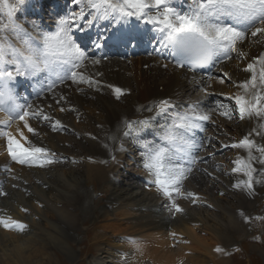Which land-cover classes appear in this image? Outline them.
Returning a JSON list of instances; mask_svg holds the SVG:
<instances>
[{"label":"bare ground","instance_id":"6f19581e","mask_svg":"<svg viewBox=\"0 0 264 264\" xmlns=\"http://www.w3.org/2000/svg\"><path fill=\"white\" fill-rule=\"evenodd\" d=\"M148 1L150 2L152 0ZM160 11H163V9ZM156 14V10L149 11V15L154 16ZM0 24H3L1 14ZM5 32L6 30L3 31L2 35L5 34ZM258 44H262L261 48H264V39H262L260 34H258L256 37H250L249 42L243 50L245 55L243 60L240 61L242 65L246 62L249 63L252 58L258 55L257 53H253L255 51H260L259 49H255ZM153 59L154 60H149L146 62L147 65L151 66L146 69H143L144 66L137 61H133L131 66L132 72L134 73L136 79L134 84H138L139 89L144 88L146 89L145 92L147 91V94L143 95V103L151 99L155 101L158 97H165L166 95L163 93L155 94V92L150 88H152V83L156 82L157 80L161 79L160 81H162L164 80L163 77H172V72L170 71L172 68L169 67V69H163L160 64L156 63L157 58L154 57ZM90 63L93 64L92 62ZM238 63L239 61H235L233 65H230L227 68L232 69V72L235 73L236 76H240V82H238L237 86L235 87L237 89V96H244L246 99L248 97L249 91L248 89L245 91V89L242 87L244 84L243 78L248 79L251 74L255 76L261 75L262 70H264V64H256L258 70H254V67V69H252L253 71H247L246 67L240 68ZM111 77H113V79L115 78L114 76ZM107 78L109 81H111L110 89L112 91L114 90L113 88H119L117 86L118 84L113 83L115 79L113 80L109 77ZM172 78L176 80V76H173ZM120 79H122V77H120ZM180 83H184L185 85L183 87L186 89L184 92H181L178 97L186 96V94H188L186 92L192 90L193 88L196 90V87L201 84H203L204 87H207L208 85H211L212 87L214 86V90H221L220 87L225 88L224 85L221 84V80H219V78L207 80L199 77L196 80H182ZM256 83L257 81H255V84ZM124 85L128 88L131 87L130 81L124 82ZM168 87H171V85ZM139 89L136 88L135 91L139 93ZM85 91L87 92H85L84 95L97 97V100L90 101L89 104L84 102L85 105H83L80 102L81 99L72 97L73 95L77 96V94L73 92L70 96H68V103H66L64 106H68L72 113L66 111L65 108L63 111H51V114L54 117V119L51 121V127H53L56 121H60L61 126H57L55 130L53 129V133H50L47 136L46 141L42 140L39 142L44 146L49 145L50 148L58 153L57 157H59L60 154H68L67 152H70L72 154V158L74 161H76L74 165H69L70 167H65V169H63L62 167L58 168V163L53 166L50 164L46 165L49 167L47 169H35L29 172L26 168V171H23L24 174H22V178H25L24 182L15 181L14 189L9 190L12 184L6 188L0 186V205L4 208H15L17 205V197L23 194L25 196V207H29L28 210H30V206L32 204H35L38 199H41L44 201L47 211L50 213L49 214L47 212L46 217H42V215L35 217V225L29 220L30 217H28V219L26 216H24L29 223H25V227L21 230V233H19V235H15L16 245L17 243L20 245L23 255L25 256L27 250L34 251L36 246L39 244H43L44 247L42 249H48L47 245L52 244L48 241V239L52 238L54 243L61 242V239L57 236L48 238L49 234H53H47L45 231V234H43L40 227L44 224H49V227L51 226L54 228V231L58 233H61V230L64 228L69 229L71 226L76 227L77 223H79L82 219L80 217L81 214H78V211L74 212L72 209H69V205H74L76 210L77 206H80V204L84 202L86 194L84 188L80 186L84 184L86 180H99L102 185L103 182L107 181V178L110 176L109 174L111 172H117L118 174H121L120 165L122 164V167L123 164L126 165V157L124 154L126 155L127 152H129V156L131 157V160H133V163L131 160H129V164L134 165V168L132 169L131 167V169L135 172L136 176L134 173H128L126 176H124V173L122 172V181L124 180L125 184L120 185V183H114L112 181L108 184V196L106 197L107 204L101 212V217L103 215L108 217L110 214H112L113 210L115 211L119 210L118 208H122L119 210L120 218L118 219L120 220V223L130 225L126 227V230L124 231V229L122 230V228L117 226L118 224H115V221H113L112 218H106L105 220L107 221L104 220L106 226L105 228H102L103 231L96 232L95 239H98L101 243L103 242L104 245L102 246V251L107 255V259L110 258V260L106 259V261H103L101 264H117L120 262L119 258L122 256H126L129 260V263L131 262L132 264H148L146 260L149 258L152 260L153 264H200L199 262L201 261V258L198 255L201 254V251L209 253L213 257H217L220 260H225L226 255L224 252V246L222 248L220 245L216 244L217 241L222 243V239H219V236H223L222 229L226 228L227 226L229 227V230L231 227L241 228L243 226V222H241V220L238 219L234 213H238L240 210H245V208L253 207L252 205L247 206L249 201L246 200L245 193L240 191V193H233L232 190H230L233 188V186H230L229 189L226 185H223L225 180H229L230 184H236L235 177L240 173V171H230V169L223 168L219 161H213L211 165H214V167L217 168L216 171L220 169L223 173L231 174L229 179H227L221 176L220 173H216L213 170L208 171V166L206 165V167L203 166L202 168L201 166L205 164V161L203 160V162H201L200 159H197L199 164L192 166V173L197 174L196 169H200L206 174V179L202 180L201 177H198L200 179H196L197 183H192V181L190 182L185 180V183H188V187L192 189L180 190V195L172 192L171 197L165 196L163 185H157L155 183L157 176H153L152 171L144 166L145 163L148 162L146 157L134 152V150H132L134 146H128L129 149H123L126 146L124 145L121 147L122 150L115 149V140L111 138L110 135L108 137V132L109 130L111 132L113 126L117 127L121 120L123 121L124 119L129 118L132 114L130 112L132 109L129 107V105L125 107V104L122 101L117 103L109 97L107 92L106 96L104 93L105 97L99 96L93 86L88 87ZM202 94L205 95H200L199 98H195L194 94L192 95V93H189L188 100H203L206 98L207 93L202 91ZM48 98L51 99V97ZM72 98L75 100V103L69 102ZM80 108L85 111V115L78 113ZM37 110L39 111V109ZM44 110L46 111L42 110V112L44 115H46L47 107H45ZM210 113H212V111L207 112L206 115H209ZM2 116L3 115L0 114L1 119ZM82 116H84V118ZM78 117L82 118L77 122L76 118ZM261 119H264V114H261L257 121V125L253 127V123H256L254 116H251L248 119L245 118L241 126V130L243 131H241L239 138H235V141L236 139L240 141L241 139L245 138L244 134H247L246 136L249 140L250 138L251 140L252 138H255L260 130L259 121H261ZM221 122L224 123L223 118ZM38 126L43 129H50L48 126H44L42 124H38ZM59 127H62L63 129L67 128L68 130L74 132L75 137L67 138L66 136H62L58 130ZM214 128L216 131H211V135H217L218 133L225 134L224 128H222V126L219 125L215 126ZM228 132H230V129ZM228 132H226V135H228ZM41 133L44 134L47 132L42 131ZM211 135L206 134L208 141L203 143L204 147H207L210 141H216L217 137L213 138ZM78 137L87 143V147L81 144ZM262 137H264V133H262ZM38 138L41 140V136H38ZM33 140L31 141L33 142ZM61 141H67L68 144L69 141H74V143L77 145L78 151L72 152L71 150H68V145H62ZM35 143H37V147L46 149V147L40 146L36 140ZM207 143L208 145L205 146ZM228 143L229 139L228 137H225L223 144ZM108 144L111 145L113 150H111ZM211 144L210 146L213 148L212 151L215 152L212 157H215V155L218 154L216 150H219V148L214 146L212 147ZM114 150L116 153H114ZM74 154L78 155L77 158L74 156ZM110 154L116 155L118 158L117 164H114L113 166H109L106 162H104L105 156ZM88 156L92 157L93 159L91 161H87L86 158ZM202 156H204V154H202ZM119 158L121 160H119ZM240 158L241 156H238L237 162H240ZM6 164L0 161V169L4 168V170H8L10 166L14 167L13 163L10 162L9 167L5 168ZM40 166L44 165L41 164ZM231 167H233V169L237 167L241 169V166L236 165L235 162H232ZM4 172L0 171L1 184L3 178L1 173ZM25 172H27V176L25 175ZM37 183L42 187V190H39L38 192L36 191ZM216 188L218 192L224 193L223 197L219 198L216 195L214 190ZM254 188L256 189H254L253 192L256 191L258 194L261 193L262 189H259L258 183L254 186ZM168 190L171 191V188L169 187ZM188 193L196 194L198 199L195 203H193V198L188 196ZM14 196H16L15 201L10 199ZM220 199L222 203L220 202ZM173 201H175V203L180 206L182 211L177 212L175 210ZM109 207H112V210H110ZM130 210H132V212ZM208 210L211 212H208ZM218 210L224 214V218H220V215L217 214ZM29 216H33V214L31 213ZM51 216L53 221L51 220ZM193 226H197L199 229L201 227V230L202 228H207L211 232H214V234H212V236L209 238H206L203 235L197 234L195 231H193ZM44 229L46 230V228ZM128 229H132V231H127ZM24 230H26V233H24ZM170 231H174L171 233L174 234V236L177 235L178 237L185 238L183 241H181L180 245L176 244L175 247L172 246L170 240L171 235L169 236ZM141 232H145V234L148 232H154V234H160V236L157 238V235H154L153 238L152 235H149L148 237V234H146L145 236L147 237H142L141 239ZM29 234H33V236ZM138 234L140 235L137 236ZM122 235H130L131 240H129V242L122 240V244H119V242L116 240L120 239L118 237ZM121 239L125 238L122 237ZM211 240L215 241L213 245ZM8 241L9 240H5V238L0 234V248H2L3 251L0 253V264H12L9 256L14 255L13 253H16L15 249L10 247V244H7ZM116 244H119L120 247L117 248L121 249V254L120 252L117 254L115 250H112L115 249L117 246ZM217 248L222 249V251H217ZM47 251L48 250L44 252V255ZM18 252L20 251L18 250ZM33 263L44 264V262L42 260L40 261L39 259H36Z\"/></svg>","mask_w":264,"mask_h":264},{"label":"snow or ice","instance_id":"6c2138e0","mask_svg":"<svg viewBox=\"0 0 264 264\" xmlns=\"http://www.w3.org/2000/svg\"><path fill=\"white\" fill-rule=\"evenodd\" d=\"M172 0H152V3H147L146 0H72V3L80 8L79 12H71L67 16L57 21L55 31H42L36 37L30 36L26 31L16 24L14 21V11L18 5H23L26 0H17V5H8V18L12 22L13 30L17 35L23 33L22 43L23 49L17 48L7 38L2 35L3 31L7 29V25L0 24V111H9L16 118L24 122L25 127L29 132L34 129L28 124L29 116H41L44 120H49L50 117L44 115L42 110L30 111L32 105H24L15 103V98L11 94V89L8 87L9 82L14 81L17 77H32L42 72L54 73L55 67L64 68V74H56V80L63 83L66 79H71L73 83L86 82L90 86L99 83L93 81L90 77L85 79L82 73H78L76 69L81 67L82 62L87 59L85 51L77 45L72 36L71 30L77 28L84 31L91 27L97 20L113 19L117 24L126 21L132 16L138 19H144L146 23L154 25L157 30L162 33V38L158 41L162 47L171 48L173 51L182 53L183 59L177 61L178 67H184L187 63L193 70L197 67L210 63L218 54H224L228 58L230 52L236 51L234 45L237 40H243L247 34V29L253 25L259 24L261 26L255 27L251 32V36L256 37L257 34L264 35V0H191L189 11L181 14L175 8L171 7ZM7 3V0H5ZM134 10H129V9ZM155 9L157 14L149 15V11ZM163 9V11H160ZM230 18L234 24L244 26V30H240L233 24L224 23V18ZM84 22L81 24V22ZM99 42H94L95 47H101L103 39ZM115 39H126L129 42L133 41L135 37L124 36L119 33L115 35ZM11 59H7L8 55ZM243 53H238V56L243 57ZM261 63H264V54L256 58ZM99 63V61H94ZM167 67V65H165ZM254 65L249 63L246 70H252ZM11 68V70H8ZM227 77V73L223 74ZM79 77V79H78ZM53 80L48 90L51 91L56 84ZM261 82H264V70L260 75ZM256 76L252 77V86L255 87ZM223 82V80H221ZM111 87V86H109ZM242 87L247 91L249 83L245 82ZM117 99L122 95L123 90L120 88L114 89ZM63 99V97H61ZM260 97L256 98V103L245 99L244 96H236L235 103L239 107L241 117L248 112L249 115L255 112V115L260 116L264 114V107H259ZM8 101L12 102V106L8 105ZM59 103V101H57ZM170 101H160L157 108L158 114L168 110ZM19 110V111H16ZM62 111L64 109H61ZM228 115L227 112L223 113ZM210 116L206 114H197L195 109L191 113L178 114L173 123L164 129L163 138L170 143L180 142L185 148L194 147L177 129L191 130L192 128L201 127L196 121H207ZM10 121H0V127L7 128ZM134 124H139L141 127L149 124V119L142 121L129 122V132L139 131L134 128ZM60 125V121H56L53 129ZM7 137V150L9 155L14 160L18 159L17 149L20 152L35 156L38 153L46 152V149L40 147L25 148L15 140L11 133L4 131L2 133ZM22 135V133H21ZM254 142L247 137L241 139L236 144L231 145L234 148H247L251 151ZM229 147V145H223ZM258 151L264 153V148H259ZM168 155V149L158 148L151 151L148 155V162L145 167L150 171L156 173L157 185H163L164 195L171 197L172 192L180 195V187L182 182L187 179V175L191 174L192 167H183L182 165H173L165 169L163 161ZM203 162V158H199ZM20 163H24V159H19ZM51 163V161H47ZM197 158L189 161L191 165H195ZM264 163V160L260 161ZM164 172L166 177L162 181L159 177L161 172ZM206 171V170H204ZM233 171L239 172V167L234 168ZM249 170L245 174L249 177L247 181H240L234 187H241V185L251 189L252 177ZM169 187L171 191H169ZM190 198H193V203L198 197L195 193H188ZM175 210L182 211L180 206L173 201ZM26 211V210H25ZM245 217V220H248ZM0 224L4 227H17L23 229L25 226L18 221L11 223L0 219ZM217 251L222 249L217 248Z\"/></svg>","mask_w":264,"mask_h":264},{"label":"rangeland","instance_id":"374dc122","mask_svg":"<svg viewBox=\"0 0 264 264\" xmlns=\"http://www.w3.org/2000/svg\"><path fill=\"white\" fill-rule=\"evenodd\" d=\"M0 5L4 6L3 0H0ZM232 75L236 76L235 73H232ZM114 77L117 79H120V77H122V76H120V77L114 76ZM219 80H221V79L219 78ZM106 81H109V79L107 78ZM221 84H223L225 87V88L220 87L221 90L226 89V87H227L226 83L223 81V82H221ZM207 87L209 90H214L213 89L214 86L212 87L211 85H208ZM109 90L111 92H113L110 89V87H109ZM200 95H205V94H202V91H200L199 93H197L195 95V98H199ZM70 102L75 103V100L72 98L70 100ZM96 111H98V110H96ZM78 113L85 115V111L81 108H80ZM82 117L84 118V116H82ZM82 117L76 118L77 119L76 121L78 122ZM234 131H235V128H234V126H232L230 128L229 133L230 134H238L237 131H235V132ZM70 133H72V132H70ZM70 133H65L66 137L67 138H69V137L74 138L75 134H73V133L70 134ZM240 134H241V132H239L237 138H239ZM235 138L236 137H234V140H235ZM79 140L83 146L87 147V143L83 139L79 138ZM232 140H233V138H232ZM210 142H212V141H210ZM114 144H115V142H114ZM62 145H64V146L68 145V150H71L72 152L78 151L77 145L74 143V141H69V144L67 141L62 142ZM244 149H246V148H244ZM67 153L68 154H60L59 155V158L66 155L64 157L65 158L64 162H61L60 159H58V158L55 159L57 162L62 163V164L60 163L58 168L62 167L63 169H65V167H70V166L74 165L75 162L74 161L72 162V159H73L71 156L72 154L70 152H67ZM0 154H3L1 150H0ZM67 155H69L71 158L70 157L68 158ZM110 155H112V154H110ZM0 156H2V155H0ZM74 156L77 158L78 155L74 154ZM213 158H214L213 159L214 161L219 160V159H216V157H213ZM237 158H238V156H235L232 159L231 165H227V164L225 165V163H223V162H220V165L222 164L221 166L223 168L230 169V167L232 166V162H235V163L237 162ZM113 159H114V157L111 156L108 163L112 164ZM0 161H2L4 164H6V162H7L5 168L9 167L10 161L8 158H6V157L0 158ZM203 166L206 167L205 164L202 165L201 167L203 168ZM16 167L17 166H15V168ZM3 170H4V168H3ZM211 170L215 171L216 173H220V172L216 171L217 168L214 167V165H212ZM218 170L220 171V169H218ZM4 171L8 172V170H4ZM21 171H22V168H20L16 173H19ZM133 173L135 174V172H133ZM25 175L27 176V172H25ZM220 175L227 178V179H229V177L231 176L230 173H223V172L220 173ZM110 179L108 176L107 181H106L107 183L103 182L102 185L99 182V180H94V181L86 180L84 182L83 185L85 186V184H86V186L84 187L85 192H86L85 193L86 198H85L84 202H82L80 204L78 210H76V212L78 211V214H81L80 217L82 219L80 220L79 223H77L76 227L71 226L72 228H74V232L68 233L67 232L68 229L64 228L63 230H61V233H58V232L54 231V228H52L51 226L49 227V224L48 225L44 224L40 227L43 234H45V233H47V234L52 233L53 234V235L49 234L48 238H51L52 236H57L58 238L61 239V242H55V243L52 241V238L48 239V241L50 243H52V244L47 245L48 249H42L44 247L43 244H39V245H37L38 247L36 246L34 251L27 250L26 254L24 256L22 250L20 249V245L18 243L16 245V241H15V235L16 234L19 235V233H21V229H19L17 227L6 228L3 226V224H0V234L5 238V240H9L7 242V244H10V247L14 248L15 252H16V253H13L14 255L9 256L11 259V263L12 264H34L33 262L36 259H39L40 261L42 260L44 262V264H94V261L98 260L99 257H100V259H99L100 264L103 261L105 262L107 259V255L102 251V246L104 244H103V242L101 243L98 239H95L96 238V232L97 231H103L102 228H105V226H106L105 225V221H107V220H105L106 218L107 219L112 218V220L115 221V224L116 225L118 224L117 226L122 228V230L124 229V231L126 230L125 228L130 225V224H125V223L122 224V223H120V220L118 219V218H120L119 210L122 208H118L119 210H115V211L113 210L112 214H110V216H108V217H105L104 215L101 217V214H102L101 212H102L103 208L105 207V204L107 203L106 202V200H107L106 197L108 196L107 195V192H108L107 186H109L108 184L111 182ZM196 179L199 180L200 178L195 177V180ZM24 180H25V178H23V182H24ZM123 184H125V181L124 180L120 181V185H123ZM101 188H105L104 190H105L106 196H105V194H104V196H101L98 194L100 192L99 190ZM39 190H42V187L37 183L36 191L38 192ZM250 197L251 196H249L248 198H250ZM256 198L257 197H255V199ZM10 199H13V201H15L16 196H14ZM257 200L259 201V198ZM220 202L222 203L221 199H220ZM16 203H17V205L15 206V208H13V207L4 208L3 206L0 205V219L4 220L5 222H8V223H11L12 221H18L24 225L25 223H29L24 217V216H26L27 218L30 217V219L29 218L28 219L35 225V217H37L38 215H42V217L47 216V212H48L47 208L45 206L44 201L41 199H38L35 202V204H32L30 206V210H28L29 207H25L26 206L25 205V196L23 194H21L17 197ZM4 210H6V212H4V213H8L6 216L3 214ZM110 210H112V209H110ZM209 210H208V212H211ZM130 211L132 212V210H130ZM218 212H220L219 213L220 218L221 217L224 218V214L220 210H218ZM31 213L33 214V216H29V215H31ZM126 216H131V215H126ZM96 218H97V220H100V221L97 222ZM51 220L53 221L52 216H51ZM101 225H102V227H101ZM254 225H255V223L253 224V226ZM44 228H46V230ZM198 229L199 228L197 226H193V228H192V230L195 231L197 234L203 235L206 238H209L210 236H212V234H214V232H211L208 234V229H206V228H202V232L200 229L199 230ZM230 229H238V228L237 227H231ZM76 230L79 231L81 234L85 233V235H81V236L78 235L77 236L75 234ZM249 230L251 232H249L248 238H246V236H245L246 234L245 233L243 234L242 231L238 232V235L236 233H231L233 235V237H235V239H233V238L232 239H224L223 236H220L222 239V243L226 244L225 249H227V251L229 252L228 257H226L225 260H220L217 257H213L209 253H205V252L201 251V254L198 255L201 258V261L199 263L200 264H210L212 262H215V264H264V224L263 223L262 224L257 223V225L254 228V231H253V228H250ZM44 231H45V233H44ZM127 231H132V229L131 230L128 229ZM244 231H246L245 228H244ZM24 233H26V230H24ZM140 234H138L137 236L140 235L141 239H142V237L146 238L147 237V236H145L146 234H148V237H149V235L150 236L152 235L153 238H154V235H157V238L160 236V234H154V232H148L146 234H145V232H141ZM255 234H257V238H256V240H253L252 238ZM29 235L33 236V234H29ZM29 235H27V236H29ZM152 237H150V238H152ZM227 237H228V233L226 234V238ZM177 238H179L177 235L173 236V241H171V244L173 247L176 246ZM241 239H243V241H240ZM127 240H126V242H129V240H131V239L129 238ZM174 240H175V242H174ZM116 241L119 242V244H122V239H118ZM208 243H209V241H208ZM211 243L213 245L215 243V241L211 240ZM217 243L222 244L220 241H217L216 244ZM119 244H116L117 246L115 247V249H112V250H115V252L117 254H119V252L121 254V249L117 248V247H120ZM180 244H181V242L177 245H180ZM228 245L230 246L229 248H227ZM18 250L21 253L18 252ZM46 250H48V251L44 255V252ZM2 252H3L2 248H0V253H2ZM225 255H226V253H225ZM107 260H110V258H108ZM208 260H210V261H208ZM119 261L120 262H118L117 264H119V263H121V264H132L131 262L129 263V260L127 259L126 256H122L121 258H119ZM146 262L148 264H153L152 260L150 258L148 260H146ZM110 264H112V263H110Z\"/></svg>","mask_w":264,"mask_h":264}]
</instances>
